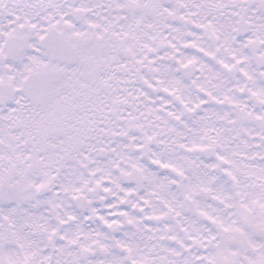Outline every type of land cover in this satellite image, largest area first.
I'll list each match as a JSON object with an SVG mask.
<instances>
[{"label":"snow or ice","instance_id":"obj_1","mask_svg":"<svg viewBox=\"0 0 264 264\" xmlns=\"http://www.w3.org/2000/svg\"><path fill=\"white\" fill-rule=\"evenodd\" d=\"M0 264H264V0H0Z\"/></svg>","mask_w":264,"mask_h":264}]
</instances>
